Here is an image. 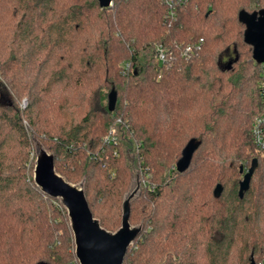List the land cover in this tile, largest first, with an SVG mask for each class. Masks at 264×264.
Returning a JSON list of instances; mask_svg holds the SVG:
<instances>
[{
  "label": "trees",
  "instance_id": "16d2710c",
  "mask_svg": "<svg viewBox=\"0 0 264 264\" xmlns=\"http://www.w3.org/2000/svg\"><path fill=\"white\" fill-rule=\"evenodd\" d=\"M261 9L264 0H0V264H79L65 208L33 181L35 145L110 233L135 173L128 221L141 229L123 264L264 263V151L251 134L262 64L238 21ZM200 38L190 60L178 57L174 45ZM157 44L169 64L155 60Z\"/></svg>",
  "mask_w": 264,
  "mask_h": 264
},
{
  "label": "water",
  "instance_id": "95a60500",
  "mask_svg": "<svg viewBox=\"0 0 264 264\" xmlns=\"http://www.w3.org/2000/svg\"><path fill=\"white\" fill-rule=\"evenodd\" d=\"M112 0H98L100 8L110 6ZM238 21L245 26L243 40L252 48V59L256 64H264V9L248 13L240 11ZM116 94L108 96V109L113 111ZM197 142L191 140L182 150L181 157L175 165L177 172L185 171L191 162ZM41 148V147H40ZM256 167V160L248 171L243 174L239 183L238 196L243 197L249 188L250 179ZM240 173L243 169L240 168ZM35 185L47 196L60 200L65 208L74 237L75 257L79 264H123L127 248L140 232V227L129 224L130 201L135 192L123 202L121 227L114 233L102 229L89 210L83 189L80 185H72L58 175L53 166L51 154L42 150V157L37 160L33 170ZM138 186V181H137ZM139 188V186L137 187ZM222 192L221 185H216L214 197L218 198ZM250 264H255L251 261Z\"/></svg>",
  "mask_w": 264,
  "mask_h": 264
},
{
  "label": "built area",
  "instance_id": "2783aa9c",
  "mask_svg": "<svg viewBox=\"0 0 264 264\" xmlns=\"http://www.w3.org/2000/svg\"><path fill=\"white\" fill-rule=\"evenodd\" d=\"M183 0H162V2L167 6V8H176L177 2ZM112 5V1L110 6ZM173 10L170 12V16H173ZM203 44V39L200 38L197 41L187 43L186 45H174V49L178 54V57L188 61L190 60L201 48ZM154 57L155 60L160 65H167L173 59L169 50L161 44H157L154 47ZM127 67V65H126ZM259 90L263 102V111L256 117L252 125L251 134L256 147L264 151V64L261 67V79L259 81ZM114 140V139H112ZM106 141H109V137L106 138Z\"/></svg>",
  "mask_w": 264,
  "mask_h": 264
},
{
  "label": "rangeland",
  "instance_id": "374dc122",
  "mask_svg": "<svg viewBox=\"0 0 264 264\" xmlns=\"http://www.w3.org/2000/svg\"><path fill=\"white\" fill-rule=\"evenodd\" d=\"M233 56V53H231L230 54V57H232ZM230 57H225L224 58V62H227V60L230 58ZM0 81H1V78H0ZM26 105V101L24 100L23 102H22V104H21V107H24ZM42 150L43 151H45L46 153H48V154H50V152L48 151V150H45V149H43V148H40V145H35V147H34V150H33V152H32V154H31V159L33 160V164L35 165L36 164V162H37V160L38 159H40L41 157H42ZM12 155V154H11ZM13 156V155H12ZM33 170H34V167H33ZM134 178H133V181L131 182V184H130V187H129V189H128V191L126 192V194H125V196H124V200L130 195V194H132L133 192H135L136 190H137V192H135V194L137 195L138 194V186H139V184H138V186H137V179H136V177H135V173H134V176H133ZM135 195V196H136ZM236 260H234V262H235ZM256 262V264H264L261 260H259V261H255ZM249 264V263H248Z\"/></svg>",
  "mask_w": 264,
  "mask_h": 264
}]
</instances>
